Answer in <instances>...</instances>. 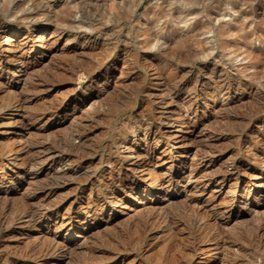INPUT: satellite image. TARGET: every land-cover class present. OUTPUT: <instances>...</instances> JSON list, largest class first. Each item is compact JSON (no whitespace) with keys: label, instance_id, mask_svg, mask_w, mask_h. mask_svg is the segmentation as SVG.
<instances>
[{"label":"rangeland","instance_id":"obj_1","mask_svg":"<svg viewBox=\"0 0 264 264\" xmlns=\"http://www.w3.org/2000/svg\"><path fill=\"white\" fill-rule=\"evenodd\" d=\"M49 1L53 11L24 6L45 29L34 41L13 37L34 47L7 61L20 69L0 61V105L22 99L0 110V264H264V152L251 135H264V0ZM56 26L66 30L60 39ZM231 82L241 89L227 92ZM195 113L189 139L157 133L171 115ZM184 148L197 164L171 185L180 168L171 157ZM144 155L152 161L132 168ZM104 177L113 203L93 207L103 194L90 193L92 182ZM31 208L40 211L34 227L25 224ZM145 219V243L108 244L128 242ZM36 244L59 246L43 257L30 250Z\"/></svg>","mask_w":264,"mask_h":264},{"label":"bare ground","instance_id":"obj_2","mask_svg":"<svg viewBox=\"0 0 264 264\" xmlns=\"http://www.w3.org/2000/svg\"><path fill=\"white\" fill-rule=\"evenodd\" d=\"M28 1H32L33 3H34V5L32 6V8L34 9V11L35 10H37L38 12H39V10H40V8H37V5L39 6H41V8H43V10H45V11H47V10H51V11H53V5L52 4H50V1L49 0H0V15L1 14H4L6 17H8V16H12V17H16V21L14 22V23H12V24H8V25H6L5 23H3L2 22V19H0V39L3 37L5 40L4 41H9L10 42V44H12L11 46H9V48L8 49H5V50H3V49H1L2 48V45L3 44H5V43H2L1 41H0V61H4V62H6V66L8 67V69H11V70H19L20 69V67L19 66H13V65H7L8 63H7V61H9V59L10 58H12V57H14L15 55H16V53L18 52V51H23L24 53H26V52H29V51H32V50H34V47H28L27 48V50H25V47H21V46H15V45H13V43H14V36L15 35H24L25 36V39L27 40V41H34L35 40V38L37 37L36 35H37V33L41 30V31H44V29H45V27L42 25V24H35V22H34V20L33 19H30L31 18V15H33L32 13H28V12H26V10L24 9V6H26L25 4L28 2ZM36 1H37V3L38 4H36ZM79 1V0H78ZM118 1V0H117ZM79 3H81V2H79ZM98 3V2H97ZM104 3V2H103ZM206 3V2H205ZM36 4V5H35ZM54 4V3H53ZM56 4H57V2H56ZM55 4V5H56ZM81 5V4H80ZM39 6V7H40ZM138 6V5H137ZM230 6V5H229ZM28 8V7H27ZM30 8V7H29ZM81 8H82V6H81ZM101 8H103V7H101ZM168 8V7H167ZM55 9V8H54ZM21 13V15L18 17V14H20ZM82 13V12H81ZM36 14V13H35ZM84 16V15H83ZM216 16V15H215ZM81 17V16H80ZM79 17V18H80ZM85 17V16H84ZM51 18V17H50ZM83 18V17H82ZM5 19V18H4ZM9 19V18H8ZM81 19V18H80ZM82 20V19H81ZM80 20V21H81ZM14 21V20H13ZM23 22H27V26L28 27H32V31L31 32H29L28 30L27 31H25V32H23L22 31V26H23ZM54 22V21H53ZM121 23V22H120ZM53 28H54V26H53ZM65 28V27H64ZM167 28V27H166ZM214 28V27H213ZM50 29V28H49ZM80 30V29H79ZM65 31L66 30H64V29H61L59 26H56L55 27V29L52 31L54 34H55V36L58 38V39H60V38H62L63 36H65ZM70 31H68V33H69ZM76 32V31H75ZM73 33V32H72ZM41 35V34H40ZM52 35V34H51ZM80 35V34H79ZM88 35V34H87ZM76 34L75 35H73V36H68V40L67 41H73L75 38H76ZM55 38V37H54ZM94 39H96V38H94ZM43 40H44V38H43ZM55 40V39H54ZM86 40H87V37H86ZM57 40H55V42H56ZM76 41V40H75ZM96 41V40H95ZM43 42V41H42ZM86 42V41H85ZM84 43V42H83ZM91 43V42H90ZM53 44V43H52ZM70 44V43H69ZM103 45V44H102ZM27 47V46H26ZM76 49V48H75ZM76 51V50H75ZM164 51V50H163ZM3 52H6V53H3ZM30 53V52H29ZM110 54H112V51H111V53ZM77 56V55H76ZM114 56V55H113ZM110 57V56H109ZM108 57V58H109ZM112 57V56H111ZM147 57V56H146ZM176 57V56H175ZM185 57V56H184ZM77 58V57H76ZM106 58V57H105ZM104 59V58H103ZM102 59V60H103ZM112 59V58H111ZM124 59V58H123ZM16 60V59H15ZM77 60H79V59H77ZM101 60V59H100ZM109 60V59H108ZM34 61V60H33ZM105 61V60H104ZM74 62V61H73ZM80 62V61H79ZM151 62V61H150ZM28 64V63H27ZM36 64V63H35ZM110 66V65H109ZM61 68V67H60ZM82 69V68H81ZM109 70L110 69H108L107 68V70H106V72H105V74L104 75H102L104 78L108 75V72H109ZM219 72H220V70H219ZM222 72V71H221ZM67 73V72H66ZM76 73V71L74 70L73 71V74H75ZM82 74V73H81ZM103 74V73H102ZM154 74V73H153ZM92 77L90 76V79H91ZM213 78V77H212ZM235 79V78H234ZM2 80V79H1ZM98 80V79H97ZM104 80V79H103ZM107 80V79H106ZM95 81V80H94ZM158 81V80H157ZM219 81V80H218ZM152 82H150V84H151ZM154 83V82H153ZM216 83H218V82H216ZM88 84H90V82L88 83ZM96 84H98V82H96ZM158 84V83H157ZM220 84V83H219ZM230 84H232L233 85V83L231 82V83H228V85H229V87H230ZM224 85V84H223ZM91 86H92V84H91ZM167 87H168V85H166ZM189 86V85H188ZM244 86V85H243ZM164 87V86H163ZM210 87V86H209ZM223 86H221L220 88H222ZM228 87V90H227V92H229V91H231V90H236L235 89V87H238L239 89H241V84H234V86H232V87H230L229 88ZM29 88V87H28ZM95 88V87H94ZM101 88V87H100ZM196 88V87H195ZM173 89V88H172ZM217 89V88H216ZM223 89V88H222ZM238 89V90H239ZM3 90V89H2ZM224 90V89H223ZM225 90H226V87H225ZM224 90V91H225ZM22 91H24V89L22 90ZM173 91V90H172ZM200 91V90H199ZM242 91V90H241ZM97 92V91H96ZM215 92V91H214ZM101 93V92H100ZM205 93V92H204ZM202 94V93H201ZM223 94V93H222ZM230 94V93H229ZM225 95V94H224ZM202 96V95H201ZM219 96V95H218ZM171 97H172V95H171ZM202 97H204V96H202ZM217 97V96H216ZM88 98V97H87ZM194 98H196L197 99V97H194ZM66 99V98H65ZM195 99V100H196ZM201 99H205V98H201ZM4 100V99H3ZM90 99L88 98L87 100H85L86 102H88ZM21 101H22V99L21 98H19V97H15V98H13V99H10L9 101H7V102H4L3 104H1L0 105V110L2 109H4V108H6V107H9V106H11L13 103H18V104H21ZM204 101H206V100H203V103H202V105L200 106L201 108H203V106H205L206 105V102H204ZM68 102V101H67ZM165 102V101H164ZM74 103V102H73ZM160 103V102H159ZM201 103V102H200ZM75 104V103H74ZM89 104V103H88ZM87 104V105H88ZM76 105V104H75ZM168 105V104H167ZM213 105V104H212ZM83 106V105H82ZM58 107V106H57ZM195 108V107H194ZM199 108V107H198ZM53 109H55V108H53ZM172 109V108H171ZM216 109V108H215ZM1 110V111H2ZM194 110V109H193ZM200 110V109H199ZM205 110V109H204ZM162 111V110H161ZM4 112V111H3ZM192 112V111H191ZM1 113V112H0ZM158 113V112H157ZM176 113V112H175ZM182 114V113H181ZM210 114V113H209ZM256 115V114H255ZM1 116V115H0ZM45 116H47V115H45ZM261 117V116H260ZM178 118H180L181 119V123H183V124H181V126L180 127H177V128H174L173 126V124H174V120H177ZM252 118V117H251ZM253 120V119H252ZM191 121H200V117L197 115V113H195V114H189V115H180V116H178V117H174V115H171V121H170V123L168 124L169 126L168 127H166V126H164V127H161V128H159V130L157 131V133H159L160 135H162V136H165V135H171L170 137V139H172V138H174V139H177V138H181V139H185V138H187L190 134H192L193 132H194V128H193V125L191 124ZM206 122V121H205ZM136 123V122H135ZM154 123V122H153ZM163 123H164V121H163ZM254 123H255V125L254 126H258L259 124L257 123V121H254ZM257 123V124H256ZM264 123V122H263ZM141 125V124H140ZM144 125V124H143ZM142 125V126H143ZM151 126V125H150ZM201 127V126H200ZM171 129V130H170ZM249 132V131H248ZM157 133H155V134H153V137L154 138H156V137H159V135H157ZM213 133V132H212ZM261 133V132H260ZM259 132L257 133H255V132H253L252 131V136L254 135L255 137H257V138H260L261 137V141H262V143H263V148H262V152H264V135H262L261 136V134H260ZM145 134V133H144ZM147 134V133H146ZM149 134H151V132H149ZM74 135V134H73ZM86 137V136H85ZM254 137V138H255ZM82 139V138H81ZM169 139V140H170ZM187 139H189V138H187ZM158 140V139H157ZM156 140V141H157ZM193 140V139H192ZM250 140V139H249ZM148 141V140H147ZM187 141V140H186ZM197 142V141H196ZM156 143V142H155ZM170 143V142H169ZM181 143V142H180ZM46 144V143H45ZM85 144V143H84ZM168 145V144H167ZM74 146V145H73ZM125 146V145H124ZM180 146V145H179ZM194 146V145H193ZM211 146V145H210ZM77 147V146H76ZM75 147V148H76ZM83 147V146H82ZM176 147H177V145H176ZM198 147V146H197ZM203 147H204V145H203ZM215 147V146H214ZM34 148V147H33ZM42 148V147H41ZM206 148V147H205ZM25 149V148H24ZM37 149V148H36ZM80 149V148H79ZM82 149V148H81ZM208 149V148H207ZM214 149V148H213ZM88 150V149H87ZM197 150V149H196ZM204 150V149H203ZM261 150V149H260ZM93 151V150H92ZM174 150H173V146H172V148H171V153L173 152ZM80 152V151H79ZM209 152H210V150H209ZM208 152V153H209ZM214 152H216V151H214ZM75 153V152H74ZM86 153V152H85ZM194 153V152H193ZM192 153V149H189V148H184V149H178V155L176 154V156H175V154H174V156H172L171 157V166H175L176 165V163H180V168H179V170L178 171H176V172H174V173H171V185L172 184H178V183H181V182H183V180L184 179H186V178H192V175H188V177H186L187 176V169H189L190 167H194L196 164H197V161H196V159H195V156H194V154ZM200 153V152H199ZM217 153V152H216ZM257 153V152H256ZM41 154V153H40ZM43 154V153H42ZM48 154V153H47ZM104 154V153H103ZM114 154V153H113ZM132 154H134V153H132ZM140 154V153H139ZM193 154V155H192ZM219 154V153H218ZM46 155V154H45ZM77 155V154H76ZM87 155V154H86ZM2 154H0V159L2 158ZM69 156V155H68ZM71 156V155H70ZM79 156V155H78ZM94 156V155H93ZM198 156V155H197ZM207 156V155H206ZM85 157V156H84ZM37 158V157H36ZM41 158V157H40ZM47 158H49V156L47 157ZM100 158H102V157H100ZM264 158V157H263ZM82 159V158H81ZM136 159V158H135ZM204 159V158H203ZM206 159V158H205ZM3 160V159H2ZM8 160V159H7ZM46 160V159H45ZM94 160V159H93ZM146 160H149V162L150 161H152V156H148V155H144L140 160H136V161H132L131 162V167L132 168H134V167H139L141 164H142V162H144V161H146ZM213 160V159H212ZM86 161V160H85ZM91 161V160H90ZM99 161V160H98ZM103 161V160H102ZM199 161V160H198ZM38 162V161H37ZM43 162V161H42ZM156 162V161H155ZM162 162V161H161ZM200 162V161H199ZM208 162V161H207ZM3 163V162H2ZM97 163V162H96ZM102 163V162H101ZM146 163V162H145ZM42 164V163H41ZM94 164V163H93ZM108 164V163H107ZM228 164V163H227ZM26 165L27 166H33V165H36V162H34V161H28L27 163H26ZM25 165V166H26ZM37 166V165H36ZM39 166H41V165H39ZM115 166V165H114ZM204 166V165H203ZM231 166V165H230ZM229 166V167H230ZM38 167V166H37ZM136 167V168H137ZM169 167V166H168ZM177 167V166H176ZM88 168H90V167H88ZM130 168V167H129ZM205 168V167H204ZM237 168V167H236ZM168 169V168H167ZM223 169H224V167H223ZM235 169V168H234ZM19 170V169H18ZM194 170V169H193ZM84 171V170H83ZM130 171V170H129ZM202 171V170H201ZM200 171V172H201ZM29 172H31V171H29ZM195 172V171H194ZM238 172V171H237ZM248 172V171H247ZM245 173V172H244ZM86 174H87V172H86ZM197 174V173H196ZM220 174H221V172H220ZM224 174V173H223ZM226 174V173H225ZM248 174V173H247ZM84 175V174H83ZM219 175V174H218ZM89 176V175H88ZM106 176V175H105ZM170 176V175H169ZM231 176V175H230ZM92 177H93V175H92ZM116 177V176H115ZM215 177V176H214ZM107 177H104V178H102V179H96V180H94L93 182H92V188H91V190H90V193L92 194V193H94V192H97L98 194H103L102 196V198L101 197H97L96 198V200L92 203V206L93 207H97V206H101L102 208H105V207H109V204L112 202L113 203V199H108V196L109 195H111V194H113V190L112 189H110V191H108V192H102L101 191V189H100V185H101V182L103 181V180H105ZM154 178H156L157 179V176H154L153 177V179ZM246 178V177H245ZM90 179L91 178H89V180H88V183H90ZM209 179V178H208ZM221 179V178H220ZM225 179V178H224ZM240 179V178H239ZM109 180H115L114 179V177H109ZM194 180H195V178H194ZM263 180V179H262ZM81 181V180H80ZM193 181V180H192ZM49 182V181H48ZM117 182V181H116ZM139 182V181H138ZM163 182V181H162ZM209 182V181H208ZM218 182V181H217ZM253 182V181H252ZM82 183V182H81ZM103 183V182H102ZM190 183V182H189ZM188 183V184H189ZM48 184H50V183H48ZM108 184V183H107ZM141 184V183H140ZM193 184V183H192ZM238 184V183H237ZM261 184V183H260ZM41 186H43V185H41ZM40 186V187H41ZM46 186H48V185H46ZM232 186V185H231ZM77 187V186H76ZM79 187V186H78ZM19 188H20V186H19ZM44 188V187H43ZM42 188V189H43ZM48 188H50V187H48ZM114 188V187H113ZM2 189V188H1ZM263 189V188H262ZM89 190V189H88ZM260 190V189H259ZM37 191H39V190H37ZM36 191V192H37ZM40 191H42V190H40ZM50 191V190H49ZM101 191V192H100ZM158 191V190H157ZM21 192V191H20ZM29 192V191H28ZM259 192H261V191H259ZM262 192L264 193V189L262 190ZM35 193V192H34ZM33 193V194H34ZM9 194V193H8ZM31 194V193H30ZM4 195V194H3ZM11 195V194H10ZM28 196V195H27ZM34 196H36V195H34ZM39 196V195H38ZM76 196V195H75ZM96 196V195H95ZM100 196V195H99ZM257 196V195H256ZM21 197V196H20ZM30 197V196H29ZM1 198V197H0ZM32 198V197H31ZM90 198H92V197H90ZM9 199H11V198H9ZM29 199V198H28ZM13 201V200H12ZM116 201V200H115ZM173 201V200H172ZM234 201V200H233ZM27 202H29V201H27ZM91 202V201H90ZM193 202V201H192ZM11 203V202H10ZM34 203V202H33ZM189 203H190V201H189ZM13 204V203H12ZM173 204V203H172ZM2 205V204H1ZM194 205H196V204H194ZM193 205V206H194ZM197 206H199V205H197ZM20 207V206H19ZM40 207V206H39ZM114 207V206H113ZM10 208V207H9ZM38 208V207H37ZM45 208V207H44ZM100 208V207H99ZM205 208H207V207H205ZM208 209V208H207ZM262 209V208H261ZM264 209V208H263ZM39 209H27L26 210V215H27V217H29L30 218V220L27 222V223H25L27 226H36L35 224H34V221H35V216L36 215H38L39 214V212L40 211H38ZM99 210V209H98ZM203 210V209H202ZM257 210V209H256ZM259 210V209H258ZM46 211V210H45ZM209 211V210H208ZM259 211H261V210H259ZM0 212H1V209H0ZM5 212V211H4ZM10 212H11V210H10ZM57 212V211H56ZM45 213V212H44ZM249 213V212H248ZM257 213V212H256ZM262 214H264L263 212H261ZM212 214V213H211ZM255 214V213H254ZM20 215V214H19ZM22 215V214H21ZM18 216V215H17ZM157 216V215H156ZM155 216V217H156ZM213 216V215H212ZM263 216V215H262ZM93 217V216H92ZM145 217V216H144ZM147 217H149V216H147ZM215 217V216H214ZM26 218V217H25ZM85 218V217H84ZM228 218V217H227ZM256 218V217H255ZM6 218H5V214H0V227H2V226H4L5 224H6V220H5ZM97 219H99L98 217H96V220ZM230 219V218H229ZM260 219V218H259ZM9 220V219H8ZM7 220V221H8ZM38 221V220H37ZM195 221V220H194ZM222 221V220H221ZM170 222V221H169ZM264 222V221H263ZM22 223V222H21ZM36 223V222H35ZM194 223V222H193ZM185 224V223H184ZM228 224V223H227ZM262 224V223H261ZM148 225H149V220L148 219H145V220H143L142 221V223H140L139 224V228H138V234L135 236V237H133L132 239H130L128 242H123L122 240H119V244H116V242L114 241V239H111V238H108L107 240V242H108V244L109 245H116V246H118V245H122V246H124L123 247V249H120V250H124V249H126V245H128V246H131L132 247V245L133 246H137V244L139 243H145L146 242V240L148 239V238H150V237H152V235L151 234H149V233H147L148 231H147V228H148ZM186 225V224H185ZM193 225V224H192ZM196 225V224H195ZM219 225V224H218ZM229 225V224H228ZM194 226V225H193ZM224 226H226V225H224ZM13 227V226H12ZM11 227V228H12ZM21 227V226H20ZM203 227V226H202ZM219 227V226H218ZM222 227V226H221ZM257 227H259V226H257ZM26 227L24 226V228L23 229H25ZM188 229V228H187ZM186 229V230H187ZM21 230V229H20ZM72 230V229H71ZM157 230V229H156ZM23 231V230H22ZM72 231H74V229L72 230ZM263 231V230H262ZM23 232H25V231H23ZM5 233V232H4ZM80 233V232H79ZM123 234V233H122ZM157 234H158V232H157ZM187 234V233H186ZM5 236V235H4ZM190 236V235H189ZM193 238V237H192ZM117 239V238H116ZM125 241V240H124ZM32 242V241H31ZM170 243V242H169ZM168 243V244H169ZM191 243V242H190ZM194 243V242H193ZM193 243L192 244H190V245H193ZM62 245V244H61ZM176 245V244H175ZM59 246V245H58ZM58 246H54V245H51V244H47V247H46V249L45 250H41V249H39L38 247H37V244L36 245H34V246H31L30 247V250L32 251V253H34L35 251H37L38 250V253H40V255H43V257L44 256H46V255H48L47 253L49 252V251H51V252H56V251H58L57 249H58ZM63 246H64V244H63ZM197 246V245H196ZM65 247H67V250H70L71 248L69 247V246H65ZM64 247V248H65ZM90 247H91V245H90ZM97 247V246H96ZM140 247V246H139ZM175 247V246H174ZM191 247V246H190ZM63 248V249H64ZM73 248V247H72ZM93 248V247H92ZM102 248V247H101ZM120 248V247H119ZM143 248V247H142ZM168 249V248H167ZM193 250H194V248H192ZM75 250V249H74ZM104 250V249H103ZM72 251V250H71ZM118 251V250H117ZM143 251V250H142ZM20 252V251H19ZM31 253V252H30ZM63 253V252H62ZM124 253V252H123ZM195 252H192V250L191 251H189V252H184L183 254L185 255V256H189L190 258H191V256L194 254ZM61 254V253H60ZM68 254V253H67ZM72 254V253H71ZM90 254V253H89ZM99 254V253H98ZM113 254V253H112ZM52 255H53V253H52ZM65 255V254H64ZM75 255V254H74ZM140 255V254H139ZM195 255V254H194ZM57 256V255H56ZM23 258V257H22ZM21 258V259H22ZM36 258V257H35ZM98 258V257H97ZM10 259V258H9ZM31 259V258H30ZM68 259V258H67ZM98 259H100V258H98ZM37 260V259H36ZM63 260V259H62ZM43 261H46V260H43ZM68 261H69V259H68ZM77 261V260H76ZM184 261V260H183ZM74 262V261H73ZM102 262V261H101ZM104 262V261H103ZM102 262V263H103ZM44 262H41L40 264H43ZM60 263V262H59ZM58 263V264H59ZM83 263H86V264H90L88 261H83ZM47 264V263H46ZM77 264V263H76ZM78 264H82V262H78ZM95 264V263H94ZM184 264H189V258L185 261V263Z\"/></svg>","mask_w":264,"mask_h":264}]
</instances>
